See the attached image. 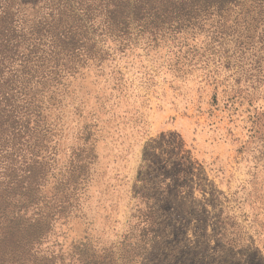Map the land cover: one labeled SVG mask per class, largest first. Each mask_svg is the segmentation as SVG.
I'll use <instances>...</instances> for the list:
<instances>
[{
	"label": "rangeland",
	"instance_id": "rangeland-1",
	"mask_svg": "<svg viewBox=\"0 0 264 264\" xmlns=\"http://www.w3.org/2000/svg\"><path fill=\"white\" fill-rule=\"evenodd\" d=\"M230 7L113 38L93 23L88 56L44 97L41 195L66 202L43 248L264 264V13Z\"/></svg>",
	"mask_w": 264,
	"mask_h": 264
},
{
	"label": "trees",
	"instance_id": "trees-1",
	"mask_svg": "<svg viewBox=\"0 0 264 264\" xmlns=\"http://www.w3.org/2000/svg\"><path fill=\"white\" fill-rule=\"evenodd\" d=\"M43 1L27 14L20 13L19 0H0V264H119L113 255L83 250L63 257L43 248L64 218L66 202L57 193L41 195L45 95L88 56L96 43L93 23L104 38H113L132 24L150 33L161 22L195 13H228L230 5L229 10L264 13V0Z\"/></svg>",
	"mask_w": 264,
	"mask_h": 264
}]
</instances>
